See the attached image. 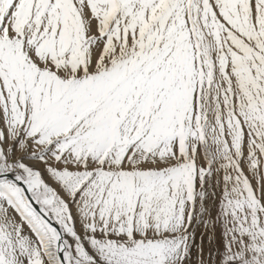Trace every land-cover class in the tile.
Listing matches in <instances>:
<instances>
[{
	"label": "snow or ice",
	"instance_id": "obj_1",
	"mask_svg": "<svg viewBox=\"0 0 264 264\" xmlns=\"http://www.w3.org/2000/svg\"><path fill=\"white\" fill-rule=\"evenodd\" d=\"M0 264H264V0H0Z\"/></svg>",
	"mask_w": 264,
	"mask_h": 264
}]
</instances>
